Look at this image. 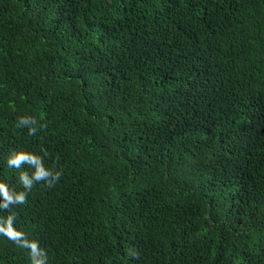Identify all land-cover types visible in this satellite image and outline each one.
Returning <instances> with one entry per match:
<instances>
[{
    "label": "trees",
    "instance_id": "16d2710c",
    "mask_svg": "<svg viewBox=\"0 0 264 264\" xmlns=\"http://www.w3.org/2000/svg\"><path fill=\"white\" fill-rule=\"evenodd\" d=\"M0 182V264H264V0H0Z\"/></svg>",
    "mask_w": 264,
    "mask_h": 264
},
{
    "label": "clouds",
    "instance_id": "9594fccd",
    "mask_svg": "<svg viewBox=\"0 0 264 264\" xmlns=\"http://www.w3.org/2000/svg\"><path fill=\"white\" fill-rule=\"evenodd\" d=\"M29 123H35V121H29L27 119L20 120L21 125H27ZM35 131H36L35 128L30 129L31 134H35ZM7 163L9 168H17V169H19L21 167V164L23 163H29L35 165L36 171L33 173L31 179L29 178L26 172L22 173L19 177L20 183L22 184L25 190L31 189L34 180L40 181L41 179L47 177H51L52 180H56L60 176L59 172L53 175L51 172L46 171L42 167L41 160L34 158L33 156L25 154L23 152H18L13 156L9 157ZM25 198H26V191L16 192L13 189H11L6 183L0 182V208L6 209L11 204H23L25 202ZM11 219H12L11 217L7 218V220H11ZM41 264H43V262H41Z\"/></svg>",
    "mask_w": 264,
    "mask_h": 264
}]
</instances>
